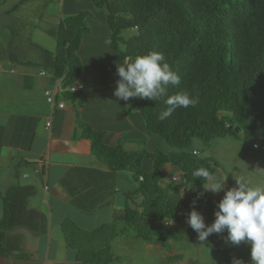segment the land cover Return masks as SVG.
Listing matches in <instances>:
<instances>
[{
	"label": "trees",
	"instance_id": "trees-1",
	"mask_svg": "<svg viewBox=\"0 0 264 264\" xmlns=\"http://www.w3.org/2000/svg\"><path fill=\"white\" fill-rule=\"evenodd\" d=\"M87 1L90 9L64 17L48 31L57 46L54 54L45 52L43 68L59 79L63 87L72 85L83 74L79 47L93 28L94 14L102 13L110 32V48L120 59L148 50L163 53L181 78L178 87L170 86L169 94L187 90L197 99L195 107L179 108L164 120L159 115L166 109V97L156 102L138 97L122 101L141 114L145 135L159 136L173 149L169 153L126 151L121 144L108 146L103 132L80 124L98 161L114 172L142 177L137 189L125 194V208L113 215L110 224L84 231L69 219L62 222L67 244L76 250L80 263L112 264L118 258L111 252V244L129 230L145 242L155 238L166 242L176 237L170 224L180 220L178 209L187 205L161 186L163 167L181 169L186 196L189 191H204V179L193 175L197 169L204 168L213 176L217 169L211 158L193 154V140L208 144L229 133L243 134L245 139L257 132L264 133V0ZM132 29L136 34L125 40L122 32ZM64 95L72 98L80 96V92L66 91ZM146 159L152 162L149 173L142 168ZM33 194V187L18 185L1 196L0 257L21 248L18 237L6 238L7 231L24 227L45 232V216L27 206ZM187 197L188 202L190 195ZM187 204L192 209L193 204ZM177 260L178 255L171 256L164 264Z\"/></svg>",
	"mask_w": 264,
	"mask_h": 264
},
{
	"label": "crops",
	"instance_id": "crops-1",
	"mask_svg": "<svg viewBox=\"0 0 264 264\" xmlns=\"http://www.w3.org/2000/svg\"><path fill=\"white\" fill-rule=\"evenodd\" d=\"M86 9H90L87 0H0V218L1 196L18 185L34 188L27 206L46 218L44 233L22 227L7 231L5 236L18 237L22 247L12 255L0 257V264H82L76 250L65 242L62 222L69 219L84 231L110 224L113 215L124 210L125 194L140 184L142 177L114 172L98 161L80 124L103 132L106 145L121 144L126 151L144 149L152 153L162 150L165 144L157 135L146 136L141 114L130 110L113 95L119 79L116 66L125 59H120L110 48L108 29H97L98 25L91 20L93 29L82 39L78 56L84 66L79 78L84 90L80 96H65L62 82L43 68L45 52L54 54L57 46L48 31L64 17ZM94 16L100 17L98 28L106 27L102 13ZM42 71L44 75L40 74ZM46 90L54 92L56 103L65 99L66 107L60 109L48 104ZM192 150L199 153L197 149ZM39 166L40 173L36 172ZM166 166L171 165H165L162 172L165 170L166 176H173L167 185V182L160 183L161 186L187 205L178 209L180 220L172 229L176 237L166 242L161 238L138 242V250L126 235L127 231L111 244V252L118 258L114 264H164L166 258L176 255L180 260L169 264H194L192 258L188 263L183 261L184 253L195 258L198 253L192 254L193 245L189 250L188 246L180 245L177 233L181 228L192 230L187 224V214L192 210L187 203L203 201L205 192L189 191L187 202L183 187L171 186L179 169ZM142 168L144 172H151L152 162L144 160ZM44 185L48 186L45 192ZM204 222L210 225L213 220ZM211 239L213 242H208ZM206 242L201 245L205 243L213 254L226 252L223 247L227 242L221 246L211 235ZM165 243L170 245L169 251ZM239 246L238 259L247 251L242 242ZM130 251L131 261L127 259Z\"/></svg>",
	"mask_w": 264,
	"mask_h": 264
},
{
	"label": "clouds",
	"instance_id": "clouds-1",
	"mask_svg": "<svg viewBox=\"0 0 264 264\" xmlns=\"http://www.w3.org/2000/svg\"><path fill=\"white\" fill-rule=\"evenodd\" d=\"M119 79L113 92L117 101L140 98L159 101L166 97V109L160 113L164 120L179 108L195 107L197 99L187 90L169 94V88L178 87L180 76L172 70L163 53L148 50L135 57H127L119 67ZM197 178L207 181L205 191L223 192L222 199L216 204L214 220L206 225L203 215L194 207L187 214V224L197 233L199 241H205L212 234L227 232L226 242L239 245L246 242L250 248L251 264H264V185L252 186L243 179L235 180V186L226 189L222 181L204 168L194 173ZM142 181V179H141ZM232 264H244L241 259L233 258Z\"/></svg>",
	"mask_w": 264,
	"mask_h": 264
},
{
	"label": "rangeland",
	"instance_id": "rangeland-1",
	"mask_svg": "<svg viewBox=\"0 0 264 264\" xmlns=\"http://www.w3.org/2000/svg\"><path fill=\"white\" fill-rule=\"evenodd\" d=\"M99 18H100L99 16L97 17L93 16L91 20L93 23L100 26L101 22ZM98 26H97V29H107L106 27L98 28ZM108 31L109 30H107V32ZM135 34L136 32L133 29L126 30L122 32V37L125 40H127L131 38L132 36H134ZM0 43H2V40H0ZM253 143L257 144L259 148L253 149L252 148ZM164 146L162 148L164 153H169L173 151V149H171L167 145L165 146V149H164ZM191 149H197L199 151L200 158H211L213 160L217 168L214 176L221 181L226 178L225 180L226 189L230 187H234L235 180H239V179H243L244 181H246L252 186L264 185V133L263 132H257L251 139H245L243 134H240V133H237V134L229 133L226 137L215 139L208 144H205L199 139H195L193 140L191 144ZM166 168L173 169L175 167L166 166ZM176 168L179 169L178 167ZM174 175H175V178H177L176 180H178V182H175L176 180H174L171 186H173V188H176V189H178L179 187H183L184 180L182 177L181 169H179ZM172 176L173 175L166 176V172L165 170H163L162 179L160 183L165 185V183L167 182L166 183L167 185L169 183L168 180L171 179ZM203 186L204 187L208 186L207 181L205 180L203 181ZM204 192L205 193L203 195L205 199L203 201H195L196 203L194 207L196 208L198 212L205 214L204 220H208V221L211 219L214 220L215 206L222 199L224 193L220 192V193L214 194L212 192L205 191V190ZM0 211H1V208H0ZM175 224H176L175 222L171 223L170 229H173ZM177 234L180 237V245L183 244L184 246H188L187 250H189L190 245H193L194 247L190 249L192 254L196 255V253H198L196 255V258L188 255L187 253H184L183 261L186 263H188V261L191 260V258L193 259L194 264H232L233 258L238 259V253L240 250V246L232 245L230 243H225L226 236H227L226 231L220 234L214 233L211 235L213 236L217 244L221 246H224V243L226 244L223 247V249L226 248V252L224 254H221L220 252L213 254L211 250L206 248L205 243L201 245L202 241L198 240L197 233L193 230L188 231L185 228H181L179 233ZM126 235L132 238L133 244L135 243L137 246V249L140 250L139 243H142L143 241L135 240L133 238L134 232L132 230H129L126 233ZM162 238L164 239L166 238V236H163ZM207 240L208 238L205 240V242ZM65 242L67 243V241ZM208 242H213V241L211 239ZM19 244L22 247L21 242H19ZM242 245L245 248H247V251H245V255L242 256V258L240 257V259L243 260L245 264H251L250 248L246 242H242ZM169 247L170 245L166 244V248L168 251H169ZM142 250L143 249L141 248V251ZM142 255L143 254L139 256L140 260L142 258ZM198 255H199V258L197 257ZM132 257H133L132 253L130 251L127 259L131 261Z\"/></svg>",
	"mask_w": 264,
	"mask_h": 264
},
{
	"label": "built area",
	"instance_id": "built-area-1",
	"mask_svg": "<svg viewBox=\"0 0 264 264\" xmlns=\"http://www.w3.org/2000/svg\"><path fill=\"white\" fill-rule=\"evenodd\" d=\"M41 75H44L45 72H40ZM61 90L63 92H70V93H79V92H82L84 90V87H83V84L80 82V80H77L75 81L72 85L68 86V87H61ZM44 95H45V99H46V102L50 105H56L58 108L60 109H64L66 107V100L65 99H62L61 101H58L57 103L55 102V94L54 92H52L51 90H46L44 92ZM47 127L50 126V123L48 122L46 124ZM253 148H259L257 144H253L252 145ZM193 154L194 155H197L198 152L197 151H193ZM42 169L41 167L39 166L37 169H36V172H41ZM174 180V179H173ZM44 192L48 190V186L44 185V188H43ZM167 224V223H165Z\"/></svg>",
	"mask_w": 264,
	"mask_h": 264
}]
</instances>
